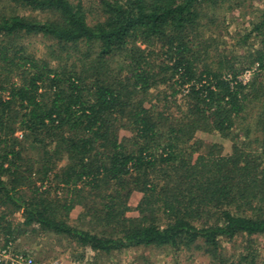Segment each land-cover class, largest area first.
<instances>
[{
    "label": "trees",
    "instance_id": "trees-1",
    "mask_svg": "<svg viewBox=\"0 0 264 264\" xmlns=\"http://www.w3.org/2000/svg\"><path fill=\"white\" fill-rule=\"evenodd\" d=\"M248 1L0 0V246L52 233L256 264L264 8L228 21Z\"/></svg>",
    "mask_w": 264,
    "mask_h": 264
},
{
    "label": "rangeland",
    "instance_id": "rangeland-1",
    "mask_svg": "<svg viewBox=\"0 0 264 264\" xmlns=\"http://www.w3.org/2000/svg\"><path fill=\"white\" fill-rule=\"evenodd\" d=\"M86 5L93 3V0H84ZM248 6V7H247ZM264 8V0H249L246 7L237 8L234 15L228 16L231 30L243 31L248 26L249 20L256 17ZM238 39H230L236 42ZM37 51L43 52V47L39 40H32ZM204 139H209L205 134H201ZM142 193L135 192L130 205L136 207L141 199ZM81 209L77 208L72 212V218L76 220ZM130 216L137 215L135 210L129 212ZM16 221L20 220V215L15 216ZM256 249L259 253V260L256 264H264V236L255 239ZM239 239L234 244L226 245V251L230 255H238L242 251ZM20 251L31 254L41 262H57L61 264H212L210 258L203 254L202 250H184L175 254L174 250L158 249L154 247H128L123 250L113 251L111 254L94 252L84 248L69 240L68 238L52 233H30L28 236L20 237L16 243Z\"/></svg>",
    "mask_w": 264,
    "mask_h": 264
},
{
    "label": "built area",
    "instance_id": "built-area-1",
    "mask_svg": "<svg viewBox=\"0 0 264 264\" xmlns=\"http://www.w3.org/2000/svg\"><path fill=\"white\" fill-rule=\"evenodd\" d=\"M250 76V72L246 74V77ZM0 262L4 264H61L57 262H41L34 256L24 251L16 249V246L10 244L6 247L0 246ZM78 264V263H70Z\"/></svg>",
    "mask_w": 264,
    "mask_h": 264
}]
</instances>
